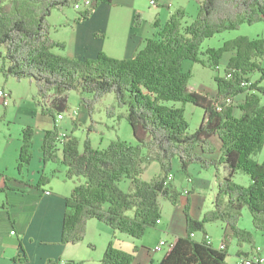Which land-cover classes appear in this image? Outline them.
Masks as SVG:
<instances>
[{"label": "trees", "instance_id": "obj_1", "mask_svg": "<svg viewBox=\"0 0 264 264\" xmlns=\"http://www.w3.org/2000/svg\"><path fill=\"white\" fill-rule=\"evenodd\" d=\"M79 1L0 0V45L5 47L0 70L5 78L34 81L36 104L53 117L70 109L67 100L71 90L92 95L81 99L91 115L95 103L112 92L118 106L126 108L124 117L136 139L128 142L118 138L107 147L95 148L87 138L80 150L78 137L62 135L59 125L45 130L40 147L43 162L63 166L65 178L76 182L66 198L61 244L81 242L92 218L114 232L143 238L147 228L155 227L161 219L160 198L177 204L182 195L171 181L164 184L178 159L186 173L194 163L202 169L213 167L217 196L214 207L202 219L193 218L186 206L187 233L174 241L157 264H226L228 245L233 239L239 247L243 243L252 245L253 232L264 233V162L252 158L264 147V36H239L206 50L201 49V44L243 23L264 21V0H198L199 12L192 22L187 21L183 8L173 11L163 25L153 22L154 36L134 56L113 58L101 52L87 59L55 52L65 49L66 42L55 39L50 32L52 10L74 7ZM94 2L100 5L113 0ZM93 8L76 9L74 22L88 20ZM140 20L137 13L134 24L139 25ZM228 52L231 55L225 63V74L214 77L215 94L189 89L190 74L182 67L185 60L218 68ZM201 54L207 56L206 62ZM257 71L261 75L252 80L251 75ZM244 80L252 81V85L242 86ZM238 96H242L240 101L236 100ZM228 99L231 101L226 103ZM170 101L203 108L204 118L194 132L189 130L184 108L168 104ZM34 129L33 125L21 129L20 171L32 160ZM213 137L221 144L218 156H212L216 150ZM153 161L159 163L161 172L145 180L144 169ZM221 167L225 175H221ZM238 170L250 177L248 186L233 180ZM53 175L42 173L36 186L44 188ZM123 180L130 181V191L120 187ZM8 189L9 186L0 187V192ZM9 205L0 202V208ZM245 206L251 212L253 230L238 224ZM213 221H221L231 230L221 242L224 248L206 239L205 227ZM196 231L203 233L202 241L194 237ZM20 249L23 250L21 244ZM134 255L110 240L100 264H133ZM46 264L82 263L50 260Z\"/></svg>", "mask_w": 264, "mask_h": 264}, {"label": "crops", "instance_id": "obj_2", "mask_svg": "<svg viewBox=\"0 0 264 264\" xmlns=\"http://www.w3.org/2000/svg\"><path fill=\"white\" fill-rule=\"evenodd\" d=\"M157 2L158 5L148 9L141 7L137 0H113L112 3L100 5H95L94 2L90 5L94 8L88 20L75 23L76 14L72 19L67 18L66 23L58 25L55 30L68 32L69 36L66 41L67 49L70 48L67 53L69 57L87 59L94 58L97 54L104 52L113 58H130L149 38L154 36L153 22L158 21L161 25L166 22L172 13L171 7L174 9L183 8L187 14L194 11L191 0H157ZM137 13H140L141 19L139 25L134 24ZM15 98L13 96V102L16 101ZM32 100L36 105L34 109L29 107L30 112H25L20 105L18 113H16V119L25 120L21 128L25 124L33 125L35 128L32 160L21 171L19 170L21 130L17 137H12V135L7 137L4 149L0 153V187L9 186L10 188L4 193L0 192V202L10 204L7 208H0V264H46L50 260L64 262L63 256L67 253L69 246L75 245L61 244L60 237L62 236L66 198L72 192L76 182L73 179L65 178L63 166L57 163L43 162L40 150L45 130L52 129L55 124L62 128L63 124L62 122L59 124V121H63L66 114L64 112L65 115L62 119L44 114L36 104L35 96ZM25 103L26 101L21 104ZM9 113L10 109L6 108L3 115L6 116ZM79 115L78 111V114L73 118L78 123L82 121ZM65 128L68 129L67 126ZM60 132L65 133L62 130ZM211 141L216 148L212 156H218L221 144L217 137H213ZM174 162H176L175 165L180 164L178 159ZM158 164L153 161L145 167L143 172L145 180L160 174L161 170ZM193 168L196 169V167ZM190 169L191 167L188 166L187 176L181 174V188L179 189L176 184L177 174L174 172L173 166L174 179L171 182L182 192V195L179 196L177 204H172L168 199L160 200L161 222L155 227L152 226L154 229L151 231V240L145 241L144 239L140 244L138 239L110 229L114 245L135 254L133 264H144V250L156 253L157 251H154L153 248L161 239L165 238L170 243L176 241L178 237L186 235L188 226L184 212L186 206H188V213L195 219H202L204 213L214 207L217 191L206 195L204 189L209 185V180L193 177L190 175ZM222 169L221 167L220 173L225 175L226 170H223L225 174H222ZM42 173L48 175L54 173L44 188L36 186ZM189 183L192 184V187L189 186ZM184 189L189 193L185 194ZM46 191L49 193L47 194ZM211 224H215L212 226L219 230H211L208 228L210 224H207L206 233L211 237L214 246H220L224 236L231 230L221 221H214ZM12 230L15 232L12 233ZM197 235V232L194 233V237ZM20 244L23 250L20 249ZM253 247L250 250H246L244 246L239 247L234 263L238 264L239 258L249 251L251 252ZM167 248L164 247L161 251L166 250L167 253L169 251ZM149 262L157 264L158 259H154L150 255Z\"/></svg>", "mask_w": 264, "mask_h": 264}, {"label": "rangeland", "instance_id": "obj_3", "mask_svg": "<svg viewBox=\"0 0 264 264\" xmlns=\"http://www.w3.org/2000/svg\"><path fill=\"white\" fill-rule=\"evenodd\" d=\"M141 7L148 9L149 7H154L149 4L147 0H137ZM192 7L194 11L191 14H187V21L192 22L197 13L199 12V2L198 0H191ZM83 8V7H82ZM81 9V8H80ZM169 11L168 9H165ZM171 12L177 10L176 8H170ZM77 11L76 7H63L60 10H52L51 15L49 16V24H50V32L52 36L60 41L66 42L65 49H55V52H61L66 54L70 51V48L67 49V37L68 32L65 30L56 31V27L60 24H63L65 20L72 19L76 16ZM66 23V22H65ZM63 26L61 25V28ZM239 36H247L252 39L264 36V21H259L255 24L243 23L240 28L226 30L224 32L216 33L213 37L205 39L204 42L201 44V49L206 50L209 47L217 48L222 46L225 42L232 38H237ZM5 47L0 45V67L2 62L1 53L4 54ZM230 53H226L224 57L220 61V66L218 68H212L207 64H203L201 62H194L190 61L189 59L183 62V70L189 72L190 79H189V89L191 90H198L203 91L204 93L213 95L217 89V83L215 81V75L220 74L222 76L225 74L224 67L227 59L230 57ZM68 56V55H67ZM202 59L205 60L207 56L205 54H201ZM262 66L264 67V56L261 59ZM261 74L257 71L251 75V79L255 80L258 79ZM261 84L264 85V78L261 81ZM0 88H5V90H10L13 93V96L16 97V101L13 102V98L10 101L9 106H4L2 99L0 98V153L4 149L5 140L9 135L12 137H17L18 132L22 129L21 126L25 122L24 119L19 120L16 119V113H18V108L21 105V109L25 112H30V108L33 109L36 107L35 101L32 102L33 96L37 99V90L35 86V82L29 78L25 79H17L15 77H9L8 79L2 74L0 70ZM12 96V97H13ZM83 96L86 98H90L91 94H81L80 91L71 90L68 92V105L70 109L65 112V118L63 121H59V124L62 122V128H60L65 134H70L78 137L80 140V150H82L84 146V142L87 138H89L95 148H104L107 147L108 144L115 139H124L128 142H136V139L133 135V129L127 122L126 118L124 117V113L126 112L125 107H119L117 104V98L114 93L110 92L103 96L99 101L95 103L94 111L92 115L89 113L88 109L81 104V99ZM242 96L237 97V101H240ZM23 99V100H21ZM262 99L264 101V95H262ZM25 104H21L25 102ZM31 103V104H30ZM168 104H173L177 107H183L185 110V115L188 118L189 123V130L190 132H194L201 123V120L204 118V110L203 108L193 105L191 103H183V102H173L170 101ZM6 108L10 109V113L6 116L3 114L5 113ZM79 111L81 122L77 121L76 124L73 122L74 111ZM26 125V124H25ZM68 127L66 129L65 127ZM67 132V133H66ZM252 158L259 162H264V147L261 151L257 154L253 155ZM176 161V159H175ZM174 162V172L177 174L176 184L180 189L181 186V174L187 173L180 168L179 165H175ZM191 167L190 175L193 177H201L203 179L209 180V185L204 189V193L207 195H211L212 192L217 191V178H216V171L213 167L208 169H202L200 164L194 163L189 165ZM193 167H196L194 169ZM222 174L223 169L221 170ZM173 173V172H172ZM174 174V173H173ZM81 180H83L81 178ZM233 180L242 185H249L251 182L250 177L238 170ZM183 184H185L183 182ZM189 186L192 187V184L189 183ZM120 187L124 189V191H130V181L123 180L120 182ZM4 193V192H3ZM163 201V198H160ZM250 210L245 206L241 212V217L239 219V226L246 227L247 230H253V222L250 215ZM213 222H209L207 224L209 229H215V224H211ZM111 228L108 227L104 222L98 221L97 219H90L86 225V234L85 238L81 242L75 245H70L68 248L67 253L63 256L65 261L73 259L77 262H81L82 264H100V260L105 253L106 247L110 240L112 239V233L110 232ZM153 227H148L145 231L143 238L137 240L140 244L141 241L145 239L151 240L153 231ZM215 230H219L216 228ZM113 231V230H112ZM118 233H122L117 231ZM198 235L195 237L197 240H203V233L196 231ZM195 232V233H196ZM254 243L252 245L243 243L242 245L245 247L246 250H250L252 246H260L263 249L264 253V233L261 231H254ZM201 236V238H200ZM256 240V241H255ZM239 246L237 245L236 240H232L228 245V257L226 258V264H235L234 260L237 257L236 253ZM168 249V248H167ZM166 250L157 251L156 253L144 250L143 261L144 264H154L149 262L150 255L153 256L154 259H158V261L165 256ZM158 263V262H157Z\"/></svg>", "mask_w": 264, "mask_h": 264}, {"label": "built area", "instance_id": "obj_4", "mask_svg": "<svg viewBox=\"0 0 264 264\" xmlns=\"http://www.w3.org/2000/svg\"><path fill=\"white\" fill-rule=\"evenodd\" d=\"M149 4L152 6H156L158 5L157 0H148ZM92 3H94V0H80L78 3H76L74 5V7H86V6H90ZM219 67V66H218ZM251 86L252 85V81L250 80H244L242 82V86L247 87V86ZM264 95V93H263ZM0 98L3 101L4 106H9L10 105V101L12 100V93L9 90H5V88H0ZM231 101L230 99L226 100L225 102H229ZM218 107L220 108V105L218 104ZM74 114L77 115L78 111H74ZM64 112H61L57 115L58 119H62L64 116ZM61 133V132H60ZM62 135L65 133H61ZM174 179V174L173 173H169L167 179L164 181V184H167L169 181H172ZM47 194L49 193L48 191H46ZM184 193L188 194L189 191L184 189ZM161 222V219L158 220V224ZM15 231L12 230V233H14ZM206 239L211 242V237L209 235H206ZM174 242H170L168 243V240H166L165 238L161 239L160 241H158V243L155 245V247L153 248L154 251H161L164 247H168V249H170L173 246ZM220 248H224L223 244H220ZM259 248V259H258V264H264V254H263V249L258 245ZM249 259H250V251L247 254L242 255L239 260H238V264H249Z\"/></svg>", "mask_w": 264, "mask_h": 264}, {"label": "bare ground", "instance_id": "obj_5", "mask_svg": "<svg viewBox=\"0 0 264 264\" xmlns=\"http://www.w3.org/2000/svg\"><path fill=\"white\" fill-rule=\"evenodd\" d=\"M82 7H76V9H80ZM259 259V248L258 246H254L252 251L250 252L249 264H258Z\"/></svg>", "mask_w": 264, "mask_h": 264}]
</instances>
